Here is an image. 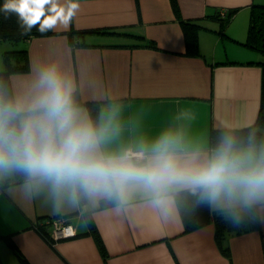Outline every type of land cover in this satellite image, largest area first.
Here are the masks:
<instances>
[{
	"label": "crops",
	"instance_id": "1",
	"mask_svg": "<svg viewBox=\"0 0 264 264\" xmlns=\"http://www.w3.org/2000/svg\"><path fill=\"white\" fill-rule=\"evenodd\" d=\"M66 3V0H60ZM80 10L69 30L58 27L55 36L32 38L17 46L0 42V71L4 53L27 50L28 73L11 76L16 104L25 107L36 94L40 72L55 66L75 85L82 103H100V124L115 113L110 135L101 149L107 154L147 151L165 132L181 138L189 153L211 155L213 131L252 129L258 121L262 97L263 55L246 46L253 5L264 0H178L184 21L201 25L198 45L201 57L188 51L184 28L171 0H79ZM236 11L230 21L222 11ZM104 30L128 34H98ZM86 42L92 48L74 49L72 33L92 32ZM154 42L144 48L137 37ZM116 46V48H114ZM82 118L92 119L85 105ZM94 125V124H93ZM264 137V136H263ZM264 139V138H263ZM259 151L264 148L247 146ZM14 171L0 174L14 177ZM169 191L174 215L164 222L151 205V196L133 189L127 202L102 209L99 199L94 220L108 257L101 255L88 226L81 227L77 214L68 217L76 237L48 245L33 229L40 219L56 218L50 209L49 186H30L29 180L0 191V237L12 236L32 264H264L262 232L231 237V261L222 255L213 224L184 234L176 195ZM215 212V206L212 204ZM195 212V206L191 208ZM11 249L0 239V257L12 259ZM6 258V259H5ZM15 264V263H14Z\"/></svg>",
	"mask_w": 264,
	"mask_h": 264
},
{
	"label": "clouds",
	"instance_id": "2",
	"mask_svg": "<svg viewBox=\"0 0 264 264\" xmlns=\"http://www.w3.org/2000/svg\"><path fill=\"white\" fill-rule=\"evenodd\" d=\"M79 0H4L0 11L15 13L23 33L39 25L45 33L69 30ZM36 94L25 107L0 102V174H26L30 186H49L54 216L74 211L81 227L94 218L101 198L127 202L133 189L151 196V205L167 222L176 209L173 188L201 190L226 223L264 225V148L237 147L224 136L211 155L189 153L179 135L165 131L147 151L107 154L101 145L119 131L115 113L94 126L73 102L74 83L55 66L44 68ZM74 234L71 224L66 229Z\"/></svg>",
	"mask_w": 264,
	"mask_h": 264
},
{
	"label": "trees",
	"instance_id": "3",
	"mask_svg": "<svg viewBox=\"0 0 264 264\" xmlns=\"http://www.w3.org/2000/svg\"><path fill=\"white\" fill-rule=\"evenodd\" d=\"M137 1V6H140V0ZM4 0H0V7H2ZM171 5L176 14L177 20L181 23L184 28V34H186V46L188 51H194L197 57H201L199 53L198 35L202 28L201 25L190 21H184L179 10L178 0H171ZM236 14V11L229 13L230 21ZM251 23L249 26V35L246 41V46L252 48L257 53L264 57V5H253L251 13ZM39 25L35 26L31 32L23 33L18 23V16L15 13H11L7 16L0 11V42H12L14 46H17L22 41H29L32 38H44L55 36L54 30H49L45 33L37 31ZM98 33L97 31L92 32H80L72 33V46L74 49L81 48H92L86 42V36ZM110 33L114 36L116 34L126 35L128 34L104 30L98 34ZM138 41L143 43L144 48H156L154 42H148L144 37H137ZM116 48V46H114ZM4 66L5 69L0 71V102L16 104L14 98V91L11 86V76L14 74L28 73L30 65L28 63L29 53L27 50H8L4 53ZM262 67V97H261V110L257 123L252 129L238 131H213L210 136L211 147L214 151L224 136H231L236 142L237 147L256 146L260 147L264 144V61L258 64ZM73 101L79 106L85 105L90 112V116L94 126L100 125V103H82L79 93L73 95ZM14 177L9 179H2L0 181V191H4L16 184L25 183L28 181L26 174L13 172ZM176 202L178 203L182 218L183 226L185 227L184 234L188 232L198 231L204 227L213 224L216 227V241L218 249H220L222 255L226 256L231 261V249L229 248L228 241L231 237L246 235L253 232H262V225L259 223H248L235 227L229 223H226L224 219L218 215L212 208V203L208 200H201V190H197L193 193L190 190L181 192L176 195ZM113 205H118L115 201L103 200L100 203L102 209L112 208ZM192 205L195 206V212L192 213ZM59 218V217H56ZM52 218L40 219L32 226V229L39 234L43 240L50 245L52 248L56 246V241L51 233ZM88 235H92L99 247L101 255L108 257L107 249L102 237L97 230L95 220L88 224ZM0 239L11 249L16 259L19 260L20 264H32L28 258L24 256L19 246H16L12 236L0 237ZM0 264H5L3 259L0 257Z\"/></svg>",
	"mask_w": 264,
	"mask_h": 264
},
{
	"label": "built area",
	"instance_id": "4",
	"mask_svg": "<svg viewBox=\"0 0 264 264\" xmlns=\"http://www.w3.org/2000/svg\"><path fill=\"white\" fill-rule=\"evenodd\" d=\"M229 12L224 10L220 14V18L224 21L228 18ZM52 225H51V233L52 236L56 241H65V239H70L73 238L74 236H77V232L75 231V227L72 225L71 221L68 220V218H53L52 220ZM69 224L72 225L74 234H71L66 231L68 228Z\"/></svg>",
	"mask_w": 264,
	"mask_h": 264
},
{
	"label": "rangeland",
	"instance_id": "5",
	"mask_svg": "<svg viewBox=\"0 0 264 264\" xmlns=\"http://www.w3.org/2000/svg\"><path fill=\"white\" fill-rule=\"evenodd\" d=\"M59 218H62V217H59ZM65 218H68V217H65ZM68 220H69V218H68ZM73 225V224H72ZM77 234H78V232H77ZM75 237V236H74ZM69 239V238H68ZM67 240V239H66ZM12 253V252H11ZM6 259V258H5ZM12 259L14 260V263L15 264H20V262H19V260L18 259H16V257L14 256V254L12 253ZM8 260V264H14L11 260H9V259H7Z\"/></svg>",
	"mask_w": 264,
	"mask_h": 264
}]
</instances>
